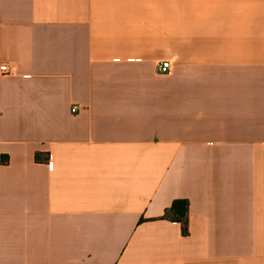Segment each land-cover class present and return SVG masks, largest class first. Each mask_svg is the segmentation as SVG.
<instances>
[{"label": "crops", "instance_id": "obj_1", "mask_svg": "<svg viewBox=\"0 0 264 264\" xmlns=\"http://www.w3.org/2000/svg\"><path fill=\"white\" fill-rule=\"evenodd\" d=\"M0 264H264V0H0Z\"/></svg>", "mask_w": 264, "mask_h": 264}, {"label": "trees", "instance_id": "obj_2", "mask_svg": "<svg viewBox=\"0 0 264 264\" xmlns=\"http://www.w3.org/2000/svg\"><path fill=\"white\" fill-rule=\"evenodd\" d=\"M188 201L186 199H177L172 203V206L163 215V218L171 219L180 222L182 225L183 234H188Z\"/></svg>", "mask_w": 264, "mask_h": 264}, {"label": "built area", "instance_id": "obj_3", "mask_svg": "<svg viewBox=\"0 0 264 264\" xmlns=\"http://www.w3.org/2000/svg\"><path fill=\"white\" fill-rule=\"evenodd\" d=\"M157 71L160 73H169L170 72V62L168 60H163L161 62H158L156 64ZM1 70L3 75H12L15 72V68L8 64V63H3L1 66ZM79 107L78 106H73L72 110L75 112ZM50 161L51 158H48Z\"/></svg>", "mask_w": 264, "mask_h": 264}]
</instances>
